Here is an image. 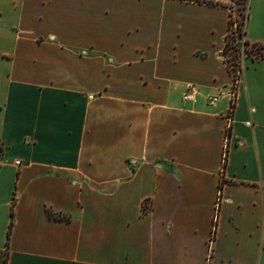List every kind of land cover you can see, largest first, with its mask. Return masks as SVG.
<instances>
[{"label":"crops","instance_id":"crops-1","mask_svg":"<svg viewBox=\"0 0 264 264\" xmlns=\"http://www.w3.org/2000/svg\"><path fill=\"white\" fill-rule=\"evenodd\" d=\"M232 2L0 0V264H264V60L228 136Z\"/></svg>","mask_w":264,"mask_h":264},{"label":"trees","instance_id":"trees-1","mask_svg":"<svg viewBox=\"0 0 264 264\" xmlns=\"http://www.w3.org/2000/svg\"><path fill=\"white\" fill-rule=\"evenodd\" d=\"M231 8L233 7L231 6ZM248 18H249V4H248V11L245 15V21L242 24V27H243L242 30L239 32L236 29L237 35H233L230 30L235 20L231 13L230 21H229V31L226 36V44H225V49H224V54H223L225 62L228 65L230 72L237 73V70H239L240 77L242 76L243 71H244L243 58L245 56L251 57L254 60H264V54L262 53L264 52V44L263 43H251L250 41L246 39V24H247ZM236 40H239L237 44L232 43V41H236ZM232 50L236 51L237 53L236 57L238 60L235 64L231 62L230 60H228V56L230 54V51ZM255 50H258L259 53L258 54L255 53ZM226 161L224 162L223 171H225L226 169ZM224 183L225 181L224 182L222 181V183L220 184V187H219L220 191L223 189Z\"/></svg>","mask_w":264,"mask_h":264},{"label":"built area","instance_id":"built-area-1","mask_svg":"<svg viewBox=\"0 0 264 264\" xmlns=\"http://www.w3.org/2000/svg\"><path fill=\"white\" fill-rule=\"evenodd\" d=\"M230 31H231V33L233 35H237L236 28L234 29L233 28V25H232ZM238 42H239V40L233 41L234 44H237ZM232 74L234 76V84H233V87H232V89L230 91V94H229L230 95V98H231V107H230V110H229V114L227 115L228 116V119H229L228 128H227V135L228 136L231 134L232 124H233V114H234L235 107H236L237 91H238L239 83H240V81L242 79V76H243V74H242V76L240 77V71L239 70H237V73L234 72ZM197 92H198V90L196 88H192L191 89V93L188 92V93H186L184 95V99L185 100H190L191 99V96H193V94H196ZM233 98H234V100H233ZM209 101H210L211 104H215L218 101V96L212 97V98L210 97L209 98ZM228 152H229V142L226 143V146L224 148V162L227 160ZM20 164H21L20 161H17L16 162V165L19 166ZM221 197H222V190L219 191L218 200H217V210L218 211L220 209L221 202H222ZM215 225H216V227H215ZM216 230H217V217L215 218V221H214V227H213L212 235H211V239H210V242L211 243L214 242V239H215V236H216ZM211 253H212V251L210 252V256L208 258V263L207 264H211V258H212V254Z\"/></svg>","mask_w":264,"mask_h":264},{"label":"rangeland","instance_id":"rangeland-1","mask_svg":"<svg viewBox=\"0 0 264 264\" xmlns=\"http://www.w3.org/2000/svg\"><path fill=\"white\" fill-rule=\"evenodd\" d=\"M248 4H249V0H235L231 3V6L233 7L232 10V16L235 20L234 24H233V28L237 29V31H241L242 30V24L245 21V15L248 11ZM233 43V41H232ZM244 47V46H243ZM246 48V47H245ZM255 53H259L258 50H255ZM264 54V52H262ZM236 51L232 50L230 51V54L228 56V60H230L231 62H233L234 64L237 62V57H236ZM234 100V98H233ZM232 100V101H233Z\"/></svg>","mask_w":264,"mask_h":264}]
</instances>
